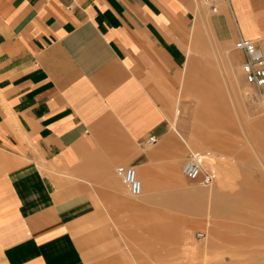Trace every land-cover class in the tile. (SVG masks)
Segmentation results:
<instances>
[{
    "label": "crops",
    "instance_id": "1",
    "mask_svg": "<svg viewBox=\"0 0 264 264\" xmlns=\"http://www.w3.org/2000/svg\"><path fill=\"white\" fill-rule=\"evenodd\" d=\"M240 37L264 48V0H0V264L159 254L142 208L175 190L189 155L178 97L221 73Z\"/></svg>",
    "mask_w": 264,
    "mask_h": 264
},
{
    "label": "rangeland",
    "instance_id": "2",
    "mask_svg": "<svg viewBox=\"0 0 264 264\" xmlns=\"http://www.w3.org/2000/svg\"><path fill=\"white\" fill-rule=\"evenodd\" d=\"M236 50L239 51L234 43L226 63L221 65V73H207L206 79L191 80V94L179 96L175 109L176 120L179 117L184 132L189 134L188 152L210 151L214 156L210 160L218 157L229 162L231 169L235 167H227V176L235 175L229 179L233 186L220 188L217 178L211 186H203L183 176L182 165L177 171L181 178L158 175L159 183L170 184L174 179L176 185L173 191L156 192L154 205L142 208L141 230L153 235L150 241L157 243L159 254L133 261L132 257L119 256L118 262L264 264V105L257 90L247 84ZM125 191L135 198L126 187ZM204 212L205 216H200ZM198 216L201 222L192 228L190 251L181 252L178 249L188 245L183 238L186 226ZM124 220L127 223L120 229L131 230L128 218ZM171 251L174 254H168ZM96 259L90 258L89 263Z\"/></svg>",
    "mask_w": 264,
    "mask_h": 264
},
{
    "label": "built area",
    "instance_id": "3",
    "mask_svg": "<svg viewBox=\"0 0 264 264\" xmlns=\"http://www.w3.org/2000/svg\"><path fill=\"white\" fill-rule=\"evenodd\" d=\"M216 10L217 7L213 6V11ZM235 48L244 54L241 69L246 82L257 90L259 99L264 105V48L260 47L255 40L242 37L235 42ZM157 141L155 135H149L144 142L147 145H153ZM209 155L210 153L205 151L190 152L181 168L183 176L203 186L214 184L216 173L207 166L206 162ZM116 173L131 196L138 197L143 193V183L135 166L118 165Z\"/></svg>",
    "mask_w": 264,
    "mask_h": 264
},
{
    "label": "bare ground",
    "instance_id": "4",
    "mask_svg": "<svg viewBox=\"0 0 264 264\" xmlns=\"http://www.w3.org/2000/svg\"><path fill=\"white\" fill-rule=\"evenodd\" d=\"M243 73V72H242ZM249 84V83H248ZM251 87H253L251 84H249ZM247 89V88H246ZM251 89V88H250ZM245 91V89H243ZM242 90V91H243ZM247 92V91H246ZM175 124V123H174ZM210 155L209 157L207 158V164L209 162L208 165H210L211 168H214L213 171L216 173V178L218 179V182H219V185H220V188H224V187H231L233 186V183L230 181V180H233L234 179V175L233 177H231V175L228 177L227 175V167L229 168L230 166H228L229 162H226L224 159L220 160L216 158V160H210L212 159V157H214L212 155V153L209 151ZM212 161V162H211ZM231 169V167H230ZM235 169V167H234ZM234 169H231V170H234ZM229 171V170H228ZM237 171V170H236ZM233 172V171H231ZM237 174V173H236ZM231 178V179H230ZM233 178V179H232ZM230 179V180H229Z\"/></svg>",
    "mask_w": 264,
    "mask_h": 264
}]
</instances>
